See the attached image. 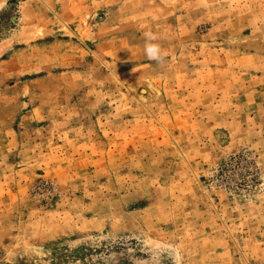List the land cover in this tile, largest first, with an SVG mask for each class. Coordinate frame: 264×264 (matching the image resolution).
Returning <instances> with one entry per match:
<instances>
[{"label": "rangeland", "instance_id": "rangeland-1", "mask_svg": "<svg viewBox=\"0 0 264 264\" xmlns=\"http://www.w3.org/2000/svg\"><path fill=\"white\" fill-rule=\"evenodd\" d=\"M0 5V264H264V0Z\"/></svg>", "mask_w": 264, "mask_h": 264}, {"label": "clouds", "instance_id": "clouds-1", "mask_svg": "<svg viewBox=\"0 0 264 264\" xmlns=\"http://www.w3.org/2000/svg\"><path fill=\"white\" fill-rule=\"evenodd\" d=\"M2 7V5H0ZM146 36L149 40H154L155 36L152 33H146ZM147 55L150 59H160V49L156 44H148L146 47Z\"/></svg>", "mask_w": 264, "mask_h": 264}]
</instances>
